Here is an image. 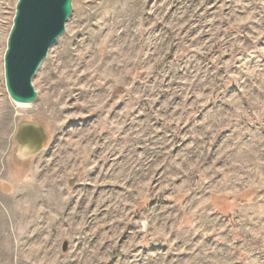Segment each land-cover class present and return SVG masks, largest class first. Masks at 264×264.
I'll use <instances>...</instances> for the list:
<instances>
[{"label":"rangeland","instance_id":"374dc122","mask_svg":"<svg viewBox=\"0 0 264 264\" xmlns=\"http://www.w3.org/2000/svg\"><path fill=\"white\" fill-rule=\"evenodd\" d=\"M17 1L0 264H264V0H72L31 104L5 82ZM22 120L49 137L27 162Z\"/></svg>","mask_w":264,"mask_h":264},{"label":"water","instance_id":"95a60500","mask_svg":"<svg viewBox=\"0 0 264 264\" xmlns=\"http://www.w3.org/2000/svg\"><path fill=\"white\" fill-rule=\"evenodd\" d=\"M72 0H18L4 54V74L10 98L31 104L38 96L33 78L54 42L66 31ZM49 137L44 126L22 120L15 134L14 159L27 162L40 153ZM76 178L70 181L73 185Z\"/></svg>","mask_w":264,"mask_h":264},{"label":"bare ground","instance_id":"6f19581e","mask_svg":"<svg viewBox=\"0 0 264 264\" xmlns=\"http://www.w3.org/2000/svg\"><path fill=\"white\" fill-rule=\"evenodd\" d=\"M38 186H39V184H38ZM38 189H40V188H38ZM43 189V188H42ZM41 190V189H40ZM59 192V191H58ZM59 194H60V192H59ZM30 195V194H29ZM27 196V195H26ZM58 200V199H57ZM40 201V200H39ZM57 202V201H56ZM38 204V203H37ZM29 205V204H28ZM30 205H32V204H30ZM36 207V206H35ZM32 210V209H31ZM72 214V213H71ZM70 215V214H69Z\"/></svg>","mask_w":264,"mask_h":264}]
</instances>
